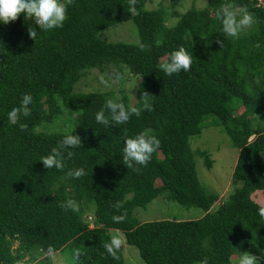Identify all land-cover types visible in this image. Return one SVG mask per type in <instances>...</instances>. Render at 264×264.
I'll list each match as a JSON object with an SVG mask.
<instances>
[{"label":"trees","instance_id":"1","mask_svg":"<svg viewBox=\"0 0 264 264\" xmlns=\"http://www.w3.org/2000/svg\"><path fill=\"white\" fill-rule=\"evenodd\" d=\"M151 1L136 0L137 13L130 14L128 0H70L64 26L39 32L36 40L28 27L39 31V25L23 14L0 24V264H53L52 254L67 248L70 256L80 250L79 264H124L121 247L115 255L104 248L108 229L121 231L145 264H199L204 258L234 264L243 252L264 264V219L257 215L264 205L255 200L264 194V4L190 0L179 12L176 6L186 0H162L155 7ZM222 5L254 16L238 39L220 31L216 11ZM127 20L136 26V43L101 36ZM179 46L192 55L190 70L166 76L160 65ZM106 69V83L117 76L120 84L130 75L145 80L152 110L124 124L97 123L95 114L109 98L126 108L142 105L140 99L130 102L123 85L76 88L89 73ZM26 91L34 99L21 129L9 125L6 113ZM209 116L238 150L236 184L222 198L195 168L197 154L211 169L210 153L190 146ZM105 117L111 120L107 110ZM73 128L81 148L65 158L64 169H46L40 157ZM141 131L157 136L160 147L147 165L128 169L123 140ZM80 167L84 176L66 175ZM158 197L202 216L140 221L136 209ZM69 198L78 211L60 207ZM114 215L124 219L115 222Z\"/></svg>","mask_w":264,"mask_h":264},{"label":"clouds","instance_id":"2","mask_svg":"<svg viewBox=\"0 0 264 264\" xmlns=\"http://www.w3.org/2000/svg\"><path fill=\"white\" fill-rule=\"evenodd\" d=\"M262 1V0H261ZM70 0H0V24L7 25L11 21H15L17 17L23 14L24 19L33 20L39 25V31L35 27H28V36L36 40L39 32H50L55 29L62 28L67 19L68 3ZM136 0H128V12L136 14ZM216 20L219 22L220 31L226 37L239 38L241 32L253 24L254 16L246 9L237 13L230 6L222 5L216 11ZM221 43V42H220ZM139 48L144 50L145 44L139 43ZM192 55L184 46L175 48L168 54L167 60L160 65L162 72L166 76H173L180 72H188L192 65ZM119 79V76L116 77ZM102 83L106 81L101 78ZM152 95L148 93L142 94L141 108H126L125 104L114 99H107L103 107L96 112L95 120L104 126L110 124H124L129 121L130 116L139 115L142 110L151 111L152 105L149 98ZM33 96L29 92H24L20 97L18 105L12 106L6 113L9 125H18L24 129L26 125L21 122V117H28L31 114V105L33 104ZM111 115V120L105 117V111ZM74 129L66 131L60 139L58 146L44 156L39 161L42 162L46 169L62 170L65 167V158H70L75 150L81 148V138L74 135ZM122 163L128 168L137 170L136 166H145L152 159V154L160 147V140L155 135L146 132H139L133 136L125 137L123 140ZM70 146V147H68ZM86 174L83 167L69 169L66 173L68 177L80 178ZM60 207L65 211H78L77 203L69 198L61 203ZM117 209L122 207L121 202L115 205ZM257 215L264 219V206L257 208ZM113 221L120 222L124 219L123 215H114ZM122 241L113 236L108 243L104 245L105 250L115 255V250L119 249ZM52 253V249H48L45 256ZM81 252L74 249L71 253L70 260L72 264H79ZM199 264H208L207 258L202 259ZM238 264H256V257L247 252H243L239 258Z\"/></svg>","mask_w":264,"mask_h":264},{"label":"rangeland","instance_id":"3","mask_svg":"<svg viewBox=\"0 0 264 264\" xmlns=\"http://www.w3.org/2000/svg\"><path fill=\"white\" fill-rule=\"evenodd\" d=\"M162 0H152L151 6L155 7L158 2ZM196 5L200 4V0H196ZM261 1V0H260ZM184 3L177 5L176 8L179 12H183L187 9L190 0L183 1ZM185 2H188L187 4ZM264 4V0H262ZM101 36L105 37L109 41H124L130 43H136L138 41L137 29L135 24L131 20L117 23L101 32ZM127 70V69H125ZM127 73V72H126ZM109 76V71L106 69L103 72L93 71L87 75L85 80L80 81L76 85V88L80 91H86L102 87L103 89L110 88L113 84L114 89H118L119 85L123 87L130 102L142 99L143 93L150 92L149 84L135 75H130V79L124 81V84H120V80L111 78L109 83H102L101 78ZM105 81V80H104ZM100 86H97V85ZM122 90V89H120ZM213 117L209 116L205 122L199 135H194L190 138V146L192 150L199 147V149H205L210 153L211 158L214 160L211 169H207L204 166L202 159L194 154L195 168L199 179L204 177L208 186L217 191L219 196L226 197L229 191L232 189L236 181L232 180V170L236 162L238 150L231 146V142L228 136L221 131V129L212 124ZM202 176V177H201ZM255 200L264 205V194L258 192ZM202 212L197 209H187L182 207L175 201H166L162 197H158L152 200L146 208H138L135 211L140 221H146L156 218H170L178 220L195 219L202 216ZM111 238L117 236L121 241V248L124 256V264H145L141 259L138 250L132 245L125 244L124 234L116 229H108ZM53 264H70V252L69 249L64 251H58L52 254ZM35 264V263H26ZM234 264H238L235 262Z\"/></svg>","mask_w":264,"mask_h":264}]
</instances>
